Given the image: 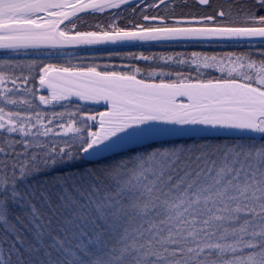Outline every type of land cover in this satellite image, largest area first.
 Returning a JSON list of instances; mask_svg holds the SVG:
<instances>
[{"label": "snow or ice", "instance_id": "snow-or-ice-1", "mask_svg": "<svg viewBox=\"0 0 264 264\" xmlns=\"http://www.w3.org/2000/svg\"><path fill=\"white\" fill-rule=\"evenodd\" d=\"M0 264H264V0H0Z\"/></svg>", "mask_w": 264, "mask_h": 264}, {"label": "trees", "instance_id": "trees-1", "mask_svg": "<svg viewBox=\"0 0 264 264\" xmlns=\"http://www.w3.org/2000/svg\"><path fill=\"white\" fill-rule=\"evenodd\" d=\"M131 14L129 12L125 13L124 15H121L122 23L124 22L127 18V20L131 19L129 18ZM107 15L99 16V15H89V16H83L81 17L82 20H77V26L78 29L81 31H86V30H93L92 25H95L97 23H104L107 24L109 20H106ZM71 27V25H69ZM113 49V48H109ZM118 52H144L145 54H151V53H175V52H191V51H202V52H226V51H245V48H237V47H201V46H188V47H181L179 45L177 46H154V45H145L141 47H125V48H120L116 47L114 48ZM70 51H77V50H70ZM79 56H86V57H92L93 59H87V60H79V59H73L72 63L73 64H84L87 65L88 63H95V64H116L120 65L122 63H137L140 65H143L144 62H137V61H125L121 60L119 57L116 55L109 56V53L107 51H97L95 49H91L88 51H78ZM52 63H63L65 61H57V60H52L50 61ZM120 70V69H117ZM195 75V73H193ZM212 76H219V73L212 72L211 75L206 76L204 78H212ZM46 94V91L45 93ZM75 103H80L82 107H86L87 109H92L95 111H101L100 107L97 105H92V104H87L85 105L83 102L76 101L74 100ZM42 110L45 111H51L52 109H45L44 106H40ZM55 111H65L64 108H61L59 105H57L54 109ZM68 111H72L74 109L69 108L67 109ZM95 130V129H93ZM86 135V133H85Z\"/></svg>", "mask_w": 264, "mask_h": 264}, {"label": "water", "instance_id": "water-1", "mask_svg": "<svg viewBox=\"0 0 264 264\" xmlns=\"http://www.w3.org/2000/svg\"><path fill=\"white\" fill-rule=\"evenodd\" d=\"M124 6H122V8H123ZM116 11H119V10H115V9H109V10H106L104 13H99V12H97V13H95V14H92L91 12H88V13H80V14H78L80 17H83V16H89V15H99V16H103V15H108V14H111V13H113V12H116ZM116 47H119V46H112V45H107V46H104V45H100V46H95L93 49H103V48H116ZM70 50H74V49H69V51ZM179 99V98H178ZM73 100H75V98H73ZM89 104H91V103H89ZM92 105H102V106H106V105H104L103 103H101V104H92ZM221 134H222V136L227 132V131H229V130H218Z\"/></svg>", "mask_w": 264, "mask_h": 264}, {"label": "flooded vegetation", "instance_id": "flooded-vegetation-1", "mask_svg": "<svg viewBox=\"0 0 264 264\" xmlns=\"http://www.w3.org/2000/svg\"><path fill=\"white\" fill-rule=\"evenodd\" d=\"M149 2H150V0H149ZM189 2L191 3V0H189ZM184 11H185V12H188V11H193V12H194V11H196V9H194V8H193V9L185 8ZM127 12H129V14H131L129 18L133 19L134 17H133V15H132V13H131L130 10H119V11H116L115 13H117V15H124V14L127 13ZM111 14H112V13H111ZM111 14H109V15L106 16V18H108V19H106V20H109V16H110ZM160 14H163V11H161ZM127 19H128V18H127ZM127 19H126L124 22L127 23V21H128ZM121 21H122V19L119 21V23L121 24V26H123L125 23H122ZM243 48H245V51L247 50V46H245V47H243ZM99 107H100L101 111H105V110H106V106L99 105Z\"/></svg>", "mask_w": 264, "mask_h": 264}, {"label": "rangeland", "instance_id": "rangeland-1", "mask_svg": "<svg viewBox=\"0 0 264 264\" xmlns=\"http://www.w3.org/2000/svg\"><path fill=\"white\" fill-rule=\"evenodd\" d=\"M119 16L121 17V15H119ZM120 20H121V18H120ZM120 20H119V21H120Z\"/></svg>", "mask_w": 264, "mask_h": 264}]
</instances>
